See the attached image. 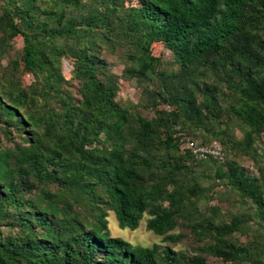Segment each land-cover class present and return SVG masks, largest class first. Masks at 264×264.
I'll return each mask as SVG.
<instances>
[{
    "label": "trees",
    "instance_id": "trees-1",
    "mask_svg": "<svg viewBox=\"0 0 264 264\" xmlns=\"http://www.w3.org/2000/svg\"><path fill=\"white\" fill-rule=\"evenodd\" d=\"M17 39L21 50L0 67V264H204L111 237L108 212L132 231L147 215L146 231L163 243H179L183 234L171 232L186 225L223 264H263L252 257L249 215L226 222L219 207L200 211L213 186L194 168H212L264 230L254 146L264 133V0H0V62ZM156 46L176 71L161 68ZM119 50L116 75L103 52ZM131 82L153 118L117 101ZM224 119L243 129L241 140L220 127ZM193 137L217 140L223 159L181 150ZM230 152L251 158L257 175L227 160Z\"/></svg>",
    "mask_w": 264,
    "mask_h": 264
},
{
    "label": "rangeland",
    "instance_id": "rangeland-1",
    "mask_svg": "<svg viewBox=\"0 0 264 264\" xmlns=\"http://www.w3.org/2000/svg\"><path fill=\"white\" fill-rule=\"evenodd\" d=\"M22 43L20 39L15 41L13 48L10 53L0 62V67H5L9 58H14L15 55L21 50ZM161 55L162 65L161 68L167 70L169 72L176 71L177 66L173 63L172 56L170 52L167 50H162L157 46L154 48V52L156 54ZM103 58L108 64L112 73L116 75H120L123 71L124 64L122 58V51L119 50L116 54L110 55L106 52H103ZM70 66L67 62L63 63V74L65 76L69 75ZM24 84L27 85L31 81V77L25 75L23 77ZM151 88L155 86L154 81L150 82L148 85ZM117 101L120 105L131 107L132 112L140 114L142 117L147 119H151L154 117L153 109L147 103L146 97L143 92L142 85H138L137 83H121V90L118 93ZM165 110H169L168 107H164ZM221 128H227L228 132L231 135V138L235 141L241 140L244 131L238 126V124L229 121L228 119H224L220 122ZM205 134V133H203ZM0 138H1V129H0ZM197 141H200V137H193ZM210 138V137H209ZM211 139V138H210ZM211 145H215L217 147H221L220 143L211 139ZM254 146L258 154L262 157V161L264 163V133L260 135V137L256 140ZM181 150L185 149L184 144L180 147ZM225 158L227 160H235L240 166H242L246 172L251 176H256V166L254 165L251 158L244 157L242 155L234 154V153H226ZM195 172L201 178V184L204 187H209L210 190L207 193L206 200H201L199 202L200 211L208 215L210 214V209L219 207L220 215L217 216V220L229 222L233 215H249L252 219L249 221V226L251 230L258 233V241L256 242L254 248L255 250L252 257L256 260H260L264 264V230L258 227V220L254 217V209L252 205L248 201H242L238 193L233 190L231 187H226L224 184L217 183L216 179L213 176V169H206L203 166H195ZM216 184V185H214ZM148 219V216L145 215L140 226L136 230H130L128 228L120 229L117 223V220L114 216V213L108 212V230L110 232L111 237L120 238L124 241L129 242L135 246L142 247H151L154 244H157L163 249L165 246L170 247L174 252L182 254L186 259L193 258L195 256H201L204 258V264H223L221 259L214 258L210 255H207L201 252L199 249L203 248L204 244H208L209 241L205 240L204 243H198L192 234L189 231V228L185 226L177 227L172 234H183V239L177 244H169L163 243L161 241V237H157L153 233L146 231L145 222ZM236 240V244H246L253 238V233L250 231L246 236L236 234L233 237ZM249 264V263H248Z\"/></svg>",
    "mask_w": 264,
    "mask_h": 264
},
{
    "label": "built area",
    "instance_id": "built-area-1",
    "mask_svg": "<svg viewBox=\"0 0 264 264\" xmlns=\"http://www.w3.org/2000/svg\"><path fill=\"white\" fill-rule=\"evenodd\" d=\"M184 148L188 149L195 158L203 160L207 158L222 160L223 154L219 147L215 145H203L197 140H189L184 144Z\"/></svg>",
    "mask_w": 264,
    "mask_h": 264
}]
</instances>
